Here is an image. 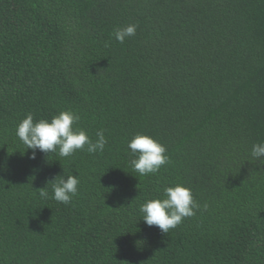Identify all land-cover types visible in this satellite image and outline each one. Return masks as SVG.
<instances>
[{"label":"trees","instance_id":"1","mask_svg":"<svg viewBox=\"0 0 264 264\" xmlns=\"http://www.w3.org/2000/svg\"><path fill=\"white\" fill-rule=\"evenodd\" d=\"M69 109L103 152L32 159L17 125ZM137 134L166 146L157 173L131 167ZM258 142L264 0H0V264H264ZM72 174L78 194L53 199ZM176 184L200 209L146 225L140 206Z\"/></svg>","mask_w":264,"mask_h":264},{"label":"clouds","instance_id":"2","mask_svg":"<svg viewBox=\"0 0 264 264\" xmlns=\"http://www.w3.org/2000/svg\"><path fill=\"white\" fill-rule=\"evenodd\" d=\"M137 27L136 24H130L118 28L114 32V37L118 42L123 43L136 34ZM80 120L81 116L78 112L71 109L60 111L51 120L37 121L33 114L29 113L17 125L16 136L28 150H32V159H36L37 150L45 154L58 152L61 157H70L78 150H86L90 154L103 152L107 144L104 131H98L97 139L93 141L84 129L76 127ZM127 147L136 157L130 161L131 167L141 176L157 173L169 162L166 146L149 135H135ZM251 156L256 159L264 157V142L252 146ZM57 178L49 182L52 184L53 199L68 204L78 194L79 176L72 174L66 178L64 175ZM38 192L41 199L48 197L47 186ZM199 209L200 204L194 199L192 189L183 184H176L163 189V198L149 199L143 203L139 212L146 225L156 226L167 233L185 218L194 216Z\"/></svg>","mask_w":264,"mask_h":264}]
</instances>
